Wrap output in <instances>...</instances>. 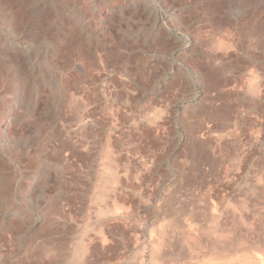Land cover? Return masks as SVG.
Here are the masks:
<instances>
[{
  "label": "rangeland",
  "instance_id": "1",
  "mask_svg": "<svg viewBox=\"0 0 264 264\" xmlns=\"http://www.w3.org/2000/svg\"><path fill=\"white\" fill-rule=\"evenodd\" d=\"M193 173L264 257V0H0V264H176Z\"/></svg>",
  "mask_w": 264,
  "mask_h": 264
},
{
  "label": "bare ground",
  "instance_id": "2",
  "mask_svg": "<svg viewBox=\"0 0 264 264\" xmlns=\"http://www.w3.org/2000/svg\"><path fill=\"white\" fill-rule=\"evenodd\" d=\"M206 180H207V177H206ZM194 187L195 186H193V188ZM209 190L210 189H208V191L200 192V193L197 191L198 192L197 195L192 196L189 199L188 203L185 204L184 206H182L180 208V210L177 208V205H173V204L170 205L169 204L170 207L168 208V214L170 215L171 222H172L171 223L172 224L171 230L169 232V236H177L178 230L176 231V229L180 228L181 232L183 234H185V236H182L183 239H190L193 242L192 249L189 252H187V253H179V252L176 253L178 250L177 248L179 246V242L176 241L175 239H173L171 241V246L174 249L173 252L176 253L177 257L178 256H180V257L178 258L179 260L176 259V257H175V259L173 260L172 263L176 262V264H178L181 262H186L187 264H190V262H191V264H194V263L196 264L199 262V260H201V264H205V262H207V264H229V263H231V261H230L231 255L233 256L234 253L236 254L237 250L240 249L239 248V241H242V240H239L237 238V236H239V235L234 234L233 229H231L232 225H229V223L232 222V219H230V217L226 213H221V211L216 213V205H218L217 203H219L220 205H223L224 203L229 202V200H231L233 197L229 198L226 195L227 192L221 193L222 191L221 192L219 191V192L215 193V192H213L211 190L209 191ZM254 191H259V190H254ZM214 198H215V200L217 199V202L214 201ZM253 199H251V200H253ZM196 201H198V202L203 201L205 203L204 207L199 208L200 206H198ZM233 201L236 202L238 200L236 197H234ZM166 205H168V204H166ZM204 208L209 209V211H211L215 214V216L214 215L211 216V218L209 220L213 224V226L211 227L209 232L212 236L221 235L220 239L215 240L210 235L202 236L201 233H202L203 226H202V223H200V220H201V216L205 213V211L202 210ZM180 218H186L189 221L183 225H179L178 223H179ZM245 220H246V218H245ZM159 233H160V231H158V236H162ZM228 233L229 234L233 233L234 238L228 239V236H227ZM251 236H253V235H251ZM260 236H261L260 238H255L254 240L250 239L251 240L250 246L252 248H254L255 250L256 249L257 250L259 249L258 251L262 250V254L264 256V233L262 235L260 234ZM255 237H257V236H255ZM164 244L165 243L163 242L162 239L155 240L152 242V250H151V254H150L151 259L153 261L152 264H163V262L167 259L165 256V253L163 252V245ZM243 247H244V245H243ZM168 252H170V251H168ZM232 264H264V257H262L259 254H255L253 252L250 253V251H249L248 254H244V256L242 258L238 259V263H235V261L233 260Z\"/></svg>",
  "mask_w": 264,
  "mask_h": 264
},
{
  "label": "crops",
  "instance_id": "3",
  "mask_svg": "<svg viewBox=\"0 0 264 264\" xmlns=\"http://www.w3.org/2000/svg\"><path fill=\"white\" fill-rule=\"evenodd\" d=\"M206 177L208 178V175L206 173H202V174L201 173L200 174L199 173H194L193 175L192 174L191 175L187 174V176L185 177V180L189 184V188L186 189V194H187L188 199H190L192 196L197 195L198 192L199 193L200 192H205V191H208V189H210L211 191H213L215 193L220 191L218 186H216V188H213V187H210L208 185H204V186L203 185H201V186L193 185L195 182H197V180H199V181H204L205 180L204 182H207ZM193 186H195V187L193 188Z\"/></svg>",
  "mask_w": 264,
  "mask_h": 264
}]
</instances>
